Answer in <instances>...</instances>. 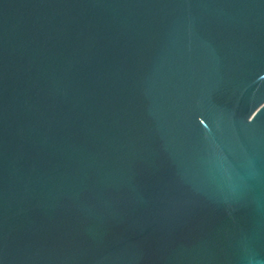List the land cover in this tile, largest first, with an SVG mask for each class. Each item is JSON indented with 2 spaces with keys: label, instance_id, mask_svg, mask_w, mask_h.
I'll return each mask as SVG.
<instances>
[{
  "label": "water",
  "instance_id": "1",
  "mask_svg": "<svg viewBox=\"0 0 264 264\" xmlns=\"http://www.w3.org/2000/svg\"><path fill=\"white\" fill-rule=\"evenodd\" d=\"M0 264H264V0H0Z\"/></svg>",
  "mask_w": 264,
  "mask_h": 264
}]
</instances>
